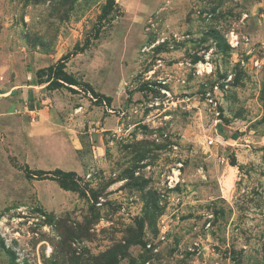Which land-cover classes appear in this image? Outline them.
<instances>
[{
	"label": "rangeland",
	"instance_id": "rangeland-1",
	"mask_svg": "<svg viewBox=\"0 0 264 264\" xmlns=\"http://www.w3.org/2000/svg\"><path fill=\"white\" fill-rule=\"evenodd\" d=\"M0 264H264V0H0Z\"/></svg>",
	"mask_w": 264,
	"mask_h": 264
},
{
	"label": "trees",
	"instance_id": "trees-1",
	"mask_svg": "<svg viewBox=\"0 0 264 264\" xmlns=\"http://www.w3.org/2000/svg\"><path fill=\"white\" fill-rule=\"evenodd\" d=\"M54 66H50L48 68V70H54ZM60 78L59 76H55L54 74V77H52L50 80H49V84L50 86H62L64 85L65 83L66 84H76L75 80H73V78L71 76H69L68 74H66L65 72H62L60 74ZM36 175V174H35ZM50 175L52 176H57V179H59L60 177V183L61 185L65 188V189H71L72 186H77L76 185V181H75V175H76V172L74 171H63L61 169H54V170H40L39 171V174H37L38 178H43V177H50ZM54 179V178H53ZM56 179V178H55ZM73 182V184L71 183Z\"/></svg>",
	"mask_w": 264,
	"mask_h": 264
},
{
	"label": "built area",
	"instance_id": "built-area-1",
	"mask_svg": "<svg viewBox=\"0 0 264 264\" xmlns=\"http://www.w3.org/2000/svg\"><path fill=\"white\" fill-rule=\"evenodd\" d=\"M237 40V39H236ZM236 44H237V42H236ZM210 64V62L208 61V60H206V61H202L201 62V64H198V66H197V68L199 69V66H200V68H201V70L202 71H205V72H208V65ZM199 71H200V69H199ZM217 87V86H216ZM207 99L210 101V102H212V103H214L215 105H216V101L214 100V97L211 95V93L210 92H207ZM219 113V112H218ZM208 145H210V144H213V142H214V139L212 138V137H209L208 138Z\"/></svg>",
	"mask_w": 264,
	"mask_h": 264
},
{
	"label": "bare ground",
	"instance_id": "bare-ground-1",
	"mask_svg": "<svg viewBox=\"0 0 264 264\" xmlns=\"http://www.w3.org/2000/svg\"><path fill=\"white\" fill-rule=\"evenodd\" d=\"M174 173H176V172H174ZM176 177V176H175Z\"/></svg>",
	"mask_w": 264,
	"mask_h": 264
}]
</instances>
